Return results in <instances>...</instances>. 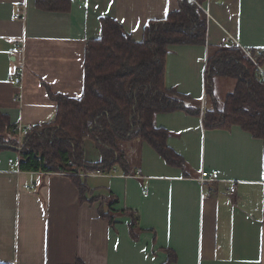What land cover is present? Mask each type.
Returning <instances> with one entry per match:
<instances>
[{
    "label": "crops",
    "instance_id": "1",
    "mask_svg": "<svg viewBox=\"0 0 264 264\" xmlns=\"http://www.w3.org/2000/svg\"><path fill=\"white\" fill-rule=\"evenodd\" d=\"M69 1L68 12H49L38 9L35 0H0V111L11 125L41 130L53 123L56 105L49 92L81 97L85 47L100 36L102 18L140 42L147 23L178 8V0ZM204 5L206 45L170 46L164 66V87L189 98L188 107L198 112L154 119L168 132L166 144L183 167L167 165L134 137L121 145L126 167L115 165L114 175L23 172L8 164L16 158V138L15 146L0 152L1 263L164 264L173 254L172 264H264V138L239 126L205 129L202 123L205 112L218 109L221 87L215 78L213 97H206L208 48L232 46L226 44L230 38L241 51L264 52V0H206ZM13 42L24 44L18 81L9 55ZM235 86L236 81L223 103ZM82 150L85 164L100 162L92 140L84 139ZM136 169L143 178L124 176ZM202 170H216L217 179L201 184ZM75 178L85 185L81 196ZM110 195L117 200L114 211L137 214V240L129 235L128 217H116L113 226L98 217Z\"/></svg>",
    "mask_w": 264,
    "mask_h": 264
},
{
    "label": "trees",
    "instance_id": "2",
    "mask_svg": "<svg viewBox=\"0 0 264 264\" xmlns=\"http://www.w3.org/2000/svg\"><path fill=\"white\" fill-rule=\"evenodd\" d=\"M205 2L178 0L177 10L164 19L147 23L140 42H134L112 19L102 18L100 36L89 40L85 47L81 97L73 99L48 93L56 105L54 121L24 135L19 169L72 176L78 170L107 172L117 164L125 168L121 145L134 137L148 144L167 165L183 167V159L166 144L168 132L156 127L154 119L157 114L181 110L198 112L188 107L189 98L164 87V66L170 46L206 45V16L199 8ZM35 5L43 11L68 12L70 1L35 0ZM258 63L264 66V52ZM215 78L233 79L236 86L225 97L222 109L204 113L203 127L239 126L252 137L263 139L264 81L259 79L256 67L236 46L209 47L204 81L206 97H213ZM86 138L95 143L101 154L100 162L95 165L84 163L82 145ZM15 145L13 125L0 111V152ZM73 181L81 196L85 185L78 178ZM116 204V198L108 196L100 204L98 217L110 226L116 217H128L129 235L137 240L141 233L137 214L114 211ZM174 259L170 254L164 264H172Z\"/></svg>",
    "mask_w": 264,
    "mask_h": 264
},
{
    "label": "built area",
    "instance_id": "3",
    "mask_svg": "<svg viewBox=\"0 0 264 264\" xmlns=\"http://www.w3.org/2000/svg\"><path fill=\"white\" fill-rule=\"evenodd\" d=\"M204 14H206V16L208 17V13L207 10L205 8V5L202 4L199 7ZM12 19L16 20L18 19L17 16H14ZM232 46H236V41L231 40L230 38L226 40V44H232ZM243 53L245 54V56L249 59V61L256 67L257 69V73H258V77L261 81H264V67L259 65L258 63V59L261 58L263 56V52L262 51H256L255 53H250L247 50L242 49ZM9 55L14 59V63H15V69L12 72V77L13 79H16L17 81L19 79H21L22 74H23V55H24V44L22 42H13L11 45V48L9 50ZM17 99H19V97H15L14 101H16ZM34 127L32 125H24L21 122L16 123L15 125H13V132L15 134V137L18 140V151L16 153V158L14 159H8V164L10 166H13L14 164H18L20 162V149L22 146V141L24 138V135L26 133H29L31 131H33ZM69 166H73L71 162L68 163ZM19 168V166H18ZM115 168L113 167L111 169L110 172H105L102 170H78L76 173H74V175L72 176H78V177H82V178H91V177H106V176H110V175H114L115 174ZM17 172L19 173V169L17 170ZM125 177H131V178H138L141 179L143 178L141 170L136 169L134 171H131L130 173L124 174ZM218 177V172L216 170L213 171H205L202 170L200 172L198 181L203 184L205 182H211V181H215ZM28 190H31V187L27 188ZM234 187L230 188L229 193L230 195L234 194Z\"/></svg>",
    "mask_w": 264,
    "mask_h": 264
},
{
    "label": "rangeland",
    "instance_id": "4",
    "mask_svg": "<svg viewBox=\"0 0 264 264\" xmlns=\"http://www.w3.org/2000/svg\"><path fill=\"white\" fill-rule=\"evenodd\" d=\"M215 85H220L221 87L218 90V109L221 108V103H223V98L225 96L226 93L230 92V90H232V88L235 85V81L231 80V79H225V78H217L215 79Z\"/></svg>",
    "mask_w": 264,
    "mask_h": 264
}]
</instances>
